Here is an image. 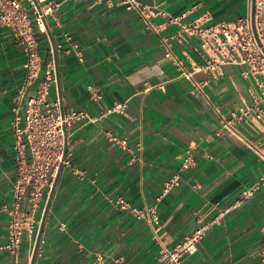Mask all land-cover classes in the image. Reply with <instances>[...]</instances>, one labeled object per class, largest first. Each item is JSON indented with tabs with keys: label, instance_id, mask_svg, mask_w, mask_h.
I'll return each mask as SVG.
<instances>
[{
	"label": "crops",
	"instance_id": "0c3cea01",
	"mask_svg": "<svg viewBox=\"0 0 264 264\" xmlns=\"http://www.w3.org/2000/svg\"><path fill=\"white\" fill-rule=\"evenodd\" d=\"M57 1L58 20L48 15L47 32L38 31L43 63L55 61L58 74L51 97L57 91L66 108L92 116L115 103L125 109L98 120L83 117L70 127L68 148L81 172L61 170L48 210L47 199L37 214L36 240L25 236L17 257L2 248L8 216L0 210V264H98L99 254L104 264H156L160 248L181 241L199 221L211 224L184 264H259L264 191L230 208L264 173L257 150L264 141L261 124L227 122L243 99L252 101L247 66L229 63L217 75H182L176 60L166 56V43L193 70L203 62L196 48L200 39L178 23L164 24L170 15L184 23L235 19L246 12L248 0H141L168 12L152 19L163 24L159 29L106 0ZM21 2L33 11L30 0ZM24 59L22 46L0 26V206L11 200L16 178L12 109L24 104ZM189 148L196 161L159 199ZM117 195L135 206L155 205L160 223L153 226L114 206L109 198Z\"/></svg>",
	"mask_w": 264,
	"mask_h": 264
},
{
	"label": "built area",
	"instance_id": "2783aa9c",
	"mask_svg": "<svg viewBox=\"0 0 264 264\" xmlns=\"http://www.w3.org/2000/svg\"><path fill=\"white\" fill-rule=\"evenodd\" d=\"M46 0H30V11L21 0H0V26L8 29L24 52V87L21 96L24 104L16 102L12 111L14 130V151L17 163L16 178L12 186V198L0 206L7 213V240L2 248L17 257L25 236L37 238L40 220L37 214L51 195L63 168L74 172L73 152L68 148L70 127L83 117L98 120L114 111H124V103H115L96 116L85 110L69 109L63 104L60 93L53 89L58 85L55 61L43 63L41 40L38 31L47 32V17L53 15L58 20L57 10L62 1L53 0L42 6ZM109 5H122L139 13L146 26L159 29L163 24H155L153 18L168 12L160 5H150L141 0H106ZM178 23L182 31L200 39L197 50L202 63L193 70L185 68L184 61L173 54L171 43H166V56L174 58L182 70L181 74L191 78L195 71L204 70L214 75L221 73L229 63L245 64L244 76L252 81V101L243 99L242 104L227 118L228 123L241 122L254 125L259 122L264 129V0H248L243 15L231 20L208 24L203 18L184 23L178 16L170 15L166 23ZM67 40H72L69 32ZM80 54L77 44L72 45ZM59 47H62L60 44ZM70 49H67L69 51ZM43 76H42V75ZM163 83L157 86L162 87ZM151 85H148L150 88ZM125 144V139L114 137ZM264 158V141L257 147ZM196 161L194 151L187 149L179 168L165 181L159 199L178 186L182 171L189 169ZM257 190L264 191V173L259 179L246 186L230 208H235L251 198ZM109 201L116 207L128 211L136 218L153 226L160 223V215L155 205L135 206L122 195L112 196ZM229 208V209H230ZM225 211L220 212L222 216ZM218 216V217H219ZM211 223L199 221L190 233L173 246H162L156 264H184L183 257L199 250ZM262 243L260 263L264 264V220L261 226ZM98 264H104L102 255L97 256Z\"/></svg>",
	"mask_w": 264,
	"mask_h": 264
},
{
	"label": "water",
	"instance_id": "95a60500",
	"mask_svg": "<svg viewBox=\"0 0 264 264\" xmlns=\"http://www.w3.org/2000/svg\"><path fill=\"white\" fill-rule=\"evenodd\" d=\"M54 189H55V187H54ZM54 189H53L51 195H50L49 198H48L47 210H48V208H49V204H50V202H51V199H52V196H53ZM41 231H42V230H41ZM40 235H41V234H40ZM40 235H39L38 242H37V245H36V249H35V252H34V258H35V255H36V253H37V249H38V245H39V241H40Z\"/></svg>",
	"mask_w": 264,
	"mask_h": 264
}]
</instances>
